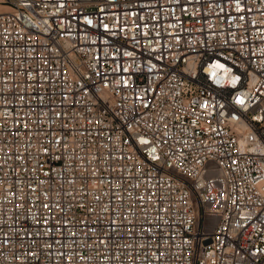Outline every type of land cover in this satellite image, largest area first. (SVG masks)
Masks as SVG:
<instances>
[{"label": "built area", "instance_id": "obj_1", "mask_svg": "<svg viewBox=\"0 0 264 264\" xmlns=\"http://www.w3.org/2000/svg\"><path fill=\"white\" fill-rule=\"evenodd\" d=\"M0 264H264V0H0Z\"/></svg>", "mask_w": 264, "mask_h": 264}]
</instances>
